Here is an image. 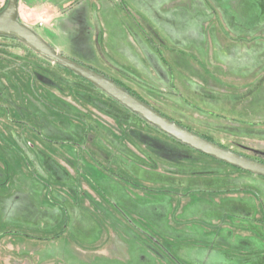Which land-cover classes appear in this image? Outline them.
<instances>
[{"label":"rangeland","instance_id":"obj_1","mask_svg":"<svg viewBox=\"0 0 264 264\" xmlns=\"http://www.w3.org/2000/svg\"><path fill=\"white\" fill-rule=\"evenodd\" d=\"M82 3L68 22L95 46L64 40V56L264 162V0ZM0 264H264V178L178 144L1 36Z\"/></svg>","mask_w":264,"mask_h":264},{"label":"water","instance_id":"obj_2","mask_svg":"<svg viewBox=\"0 0 264 264\" xmlns=\"http://www.w3.org/2000/svg\"><path fill=\"white\" fill-rule=\"evenodd\" d=\"M5 6L0 12V37L15 38L40 57L76 74L179 144L243 172L264 178V163L239 155L231 149H226L186 130L147 106L112 79L59 53L38 33L36 34L33 29L20 21V0H9Z\"/></svg>","mask_w":264,"mask_h":264},{"label":"crops","instance_id":"obj_3","mask_svg":"<svg viewBox=\"0 0 264 264\" xmlns=\"http://www.w3.org/2000/svg\"><path fill=\"white\" fill-rule=\"evenodd\" d=\"M73 1L74 0H26V5L31 11L35 12L36 15H40L41 20H44L43 26L38 27L48 28V30H45L48 34H46V37H44L45 39H43L49 42V44L61 54H66L65 52L68 53V48L70 47L67 45L68 43L64 41H68V39L69 41L73 40V43L78 42L87 45L90 49L95 46L93 42L94 37L88 34L84 35L82 29H80L82 27L79 24L80 22H76L75 24L68 22V13L79 7L81 8L84 0L78 2V5L75 6H73L74 3L72 4ZM77 1L78 0H76V2ZM20 11L22 12L21 8ZM45 16L47 18L43 19ZM59 19H62L64 22L61 27L57 28L54 24Z\"/></svg>","mask_w":264,"mask_h":264},{"label":"trees","instance_id":"obj_4","mask_svg":"<svg viewBox=\"0 0 264 264\" xmlns=\"http://www.w3.org/2000/svg\"><path fill=\"white\" fill-rule=\"evenodd\" d=\"M15 39V38H14ZM62 68V67H61ZM98 72V71H97ZM114 81V80H113ZM119 86H121V87H123L124 89H126L128 92H130V94H133V96H135V97H137L138 99H140L141 101H143L144 102V100H142L138 95H136V94H134V93H132V91H130L128 88H126V87H124L122 84H120L118 81H115ZM136 115V114H135ZM163 115V114H162ZM137 116V115H136ZM163 116H165V115H163ZM139 117V116H138ZM166 117V116H165ZM172 120V119H171ZM173 121V120H172ZM177 124H179V123H177ZM180 125V124H179ZM181 126V125H180ZM183 128H185L186 129V127H184V126H182ZM190 128V127H189ZM189 128H187L186 130H189V131H191V132H193L194 134H197L196 132H194L193 130H191V128L189 129ZM198 135V134H197ZM167 136V135H166ZM199 136H201V135H199ZM169 137V136H168ZM201 137H203V136H201ZM170 139H172L171 137H169ZM204 138V137H203ZM172 140H174V139H172ZM174 141H176V140H174ZM177 142V141H176ZM178 144H179V142H178ZM182 145V144H181ZM184 146V145H183ZM220 146H222V147H224V145H220ZM185 147H187V146H185ZM189 148V147H188ZM224 148H226V149H230V148H228V147H224ZM232 150V149H231ZM233 151V150H232ZM197 152V151H196ZM199 153V152H198ZM201 154V153H200ZM203 155V154H202ZM214 160H215V158H214ZM217 161V160H216ZM219 162V161H218ZM262 162V161H261ZM221 163V162H220ZM262 163H264V162H262ZM222 164H224V163H222ZM226 165V164H225ZM241 171V170H240Z\"/></svg>","mask_w":264,"mask_h":264},{"label":"built area","instance_id":"obj_5","mask_svg":"<svg viewBox=\"0 0 264 264\" xmlns=\"http://www.w3.org/2000/svg\"><path fill=\"white\" fill-rule=\"evenodd\" d=\"M43 24H44L43 22H40V23H39V26H43Z\"/></svg>","mask_w":264,"mask_h":264},{"label":"flooded vegetation","instance_id":"obj_6","mask_svg":"<svg viewBox=\"0 0 264 264\" xmlns=\"http://www.w3.org/2000/svg\"><path fill=\"white\" fill-rule=\"evenodd\" d=\"M115 81V80H114Z\"/></svg>","mask_w":264,"mask_h":264}]
</instances>
